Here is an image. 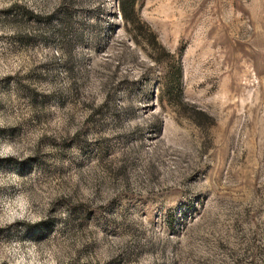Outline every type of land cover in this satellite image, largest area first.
Segmentation results:
<instances>
[{"label": "rangeland", "instance_id": "374dc122", "mask_svg": "<svg viewBox=\"0 0 264 264\" xmlns=\"http://www.w3.org/2000/svg\"><path fill=\"white\" fill-rule=\"evenodd\" d=\"M120 1L0 0V264H264V0Z\"/></svg>", "mask_w": 264, "mask_h": 264}, {"label": "trees", "instance_id": "16d2710c", "mask_svg": "<svg viewBox=\"0 0 264 264\" xmlns=\"http://www.w3.org/2000/svg\"><path fill=\"white\" fill-rule=\"evenodd\" d=\"M120 4L121 14L122 17L126 20V23L131 24L134 27L137 26L139 23L132 17V15L134 14L133 2L121 0ZM178 76V78H180V69L178 70Z\"/></svg>", "mask_w": 264, "mask_h": 264}]
</instances>
